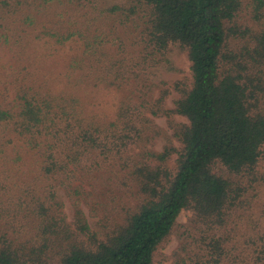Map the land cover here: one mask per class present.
Wrapping results in <instances>:
<instances>
[{
	"label": "trees",
	"instance_id": "trees-1",
	"mask_svg": "<svg viewBox=\"0 0 264 264\" xmlns=\"http://www.w3.org/2000/svg\"><path fill=\"white\" fill-rule=\"evenodd\" d=\"M100 1L14 0L35 7L24 23L57 4L80 7L69 28L128 24L140 31L143 54L134 62L129 52L104 50L111 43L122 51L117 34L104 30L35 35L82 41L67 69L82 72L79 83L114 92L113 116L90 110L72 89L14 75L12 94L0 102V264H152L182 211L191 217L172 264H264V231L254 229L250 252L230 241L234 212L264 185V0ZM26 35L14 30V43ZM170 44L186 51L191 73L187 89L175 86L172 109L149 78L152 58ZM147 114L186 119L171 126L179 150H153ZM83 209L100 215L102 238Z\"/></svg>",
	"mask_w": 264,
	"mask_h": 264
},
{
	"label": "rangeland",
	"instance_id": "rangeland-1",
	"mask_svg": "<svg viewBox=\"0 0 264 264\" xmlns=\"http://www.w3.org/2000/svg\"><path fill=\"white\" fill-rule=\"evenodd\" d=\"M3 1L0 0V102L4 101L5 97L9 94H12L11 82L14 81V75L19 72L21 74L27 72L26 74L29 76L34 75L40 81L48 80L49 86L53 91L54 89H72L81 97L86 106H90V110L105 113L111 118L113 116L114 92L112 90L95 89L79 83L78 80L82 72L67 69L69 62L74 60V57L80 53L82 41L74 38L63 43H58L52 38L35 37V35L41 33V30H85L86 28H89V30H104L102 32L105 34L115 32L118 36L117 42L120 43L122 51L116 50L115 46L111 43L106 44L104 50L109 53L112 52L116 57H121L129 52L131 55L127 58H132L134 62H137L141 54H143L141 46L136 41H142V36L139 35L140 31L131 30V28L126 29L128 24L123 25L122 28H116L111 25L95 26L93 23L89 26H80L78 24V26L69 28L67 26L69 19L75 23L77 20H80L78 19L80 7L77 12L76 10H69L65 6L57 4L53 8H50V12H45V10L38 13L36 11L35 24H31L30 22L24 23L25 13L31 7H35L26 4L28 6L20 9L15 7L14 0L7 1L6 4H3ZM120 1L101 0L100 2L102 6H106L119 3ZM67 9L69 11L64 18L63 15L67 13ZM75 13L76 18L74 16ZM56 14L60 15L57 16ZM14 30H24V33L27 35L22 37L17 43H14ZM141 41L140 44L143 45ZM134 43L137 44L134 45ZM164 53L165 55L162 58H152V70L149 78L151 82L159 86L161 91H167L168 94L164 96V106L172 109L173 102L179 96V92L175 90V86L179 85L180 89H187L190 86V62L186 51L177 44H170ZM157 60H160L159 64H157ZM135 64H132V70L138 73L141 72L137 70V67L134 66ZM158 94V91H155V97ZM146 116L152 120L155 127L153 129L155 131L153 150L161 152L164 147L179 150L180 144L173 136L171 126L186 124V119L180 115H172L170 120L164 117L153 118L149 114ZM176 158L177 154L174 153L166 163L170 169L174 168ZM261 170L264 171V164ZM216 171H218L216 173L225 174L219 167L216 168ZM229 175L226 174L225 177ZM256 192L258 197L254 199L253 197ZM248 196L249 200L247 204L241 206V209H236L233 217H231L234 219V223L230 225V241L233 244H238L237 242L242 241L244 244L242 248L250 252L251 249H248L246 246L251 245L252 240L255 242L253 236L257 232L254 229L260 231L259 236L264 231V185L256 186ZM64 203L66 219L70 222L73 217L72 207L67 200ZM128 205H130V202ZM83 212L92 231L96 232L99 238H102L103 230L99 225L100 215L98 217L90 216L87 209H83ZM190 217L191 213L188 211L180 213L173 233L155 251L152 264H172L174 251L177 250L180 243V233H182L183 226L187 224ZM244 240H246V243H244Z\"/></svg>",
	"mask_w": 264,
	"mask_h": 264
}]
</instances>
